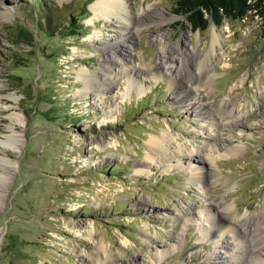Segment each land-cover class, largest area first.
<instances>
[{"label":"rangeland","instance_id":"rangeland-1","mask_svg":"<svg viewBox=\"0 0 264 264\" xmlns=\"http://www.w3.org/2000/svg\"><path fill=\"white\" fill-rule=\"evenodd\" d=\"M94 1L0 0V150L12 134L15 141L0 151V164L8 160L0 169V264H91L96 249L113 255L108 264H203L211 253L226 264L244 232L256 252L250 230L264 236L259 18L192 30L173 0H123L139 18L137 31H121L118 17L94 15ZM125 49L134 53L128 66L140 69L127 95L118 72ZM162 55L178 68L176 86L158 69ZM149 65L163 72H143ZM82 68L92 85L78 77ZM203 105L221 120L218 130L201 127ZM164 131L178 139L176 155L137 171L148 140ZM97 139L110 144L97 148ZM205 154L212 161L202 164ZM258 250L242 264L263 261Z\"/></svg>","mask_w":264,"mask_h":264},{"label":"bare ground","instance_id":"bare-ground-1","mask_svg":"<svg viewBox=\"0 0 264 264\" xmlns=\"http://www.w3.org/2000/svg\"><path fill=\"white\" fill-rule=\"evenodd\" d=\"M125 8H126V4H125V2L123 0H95L90 6V9L94 13V15H99V16H102V17H105V18H107V17H109L111 15L118 17L120 19L119 22H120V30L121 31L127 30L128 28H133V29H135L137 31L138 30L137 29L138 28L137 19L139 18V11L135 12V11L129 10L128 8H127V10H125ZM141 11H143V10H141ZM129 32H130V30H129ZM216 38L217 37L214 36L213 40H215ZM110 47H112V45ZM126 48L128 49V47H126ZM122 56L125 57V59L128 58L127 61L125 60V62L127 64V67H126V65L124 63V60L121 59L120 61H122V62H121V64H119L118 72L120 73L122 71V74L126 76V88H125L126 89L125 90L126 94L125 95H127V93L129 92L130 87L133 85L132 84V78H133L132 72H136V71L139 72L140 69L136 68V67H129L128 66V63H131V64L133 63L134 53L132 52V50H128V51L126 49L123 50L122 51ZM164 58H165V56L162 55V60H160V62L158 63L159 67L156 66V64H155V66L158 67V69L159 68L166 69L164 75H169L171 77V80H170L171 81V85L172 86H176V81H175V78H173V77H175V76L177 77L178 68L176 66H172V65L170 66L168 63L164 62L163 61ZM117 61L118 60H115V62H117ZM156 67H154V69ZM161 69L159 71H157V70L153 71V67L149 65V66L144 67L142 69V71L145 72V73L151 74V76L152 75L153 76H158V75H161V74H159L160 71L163 72V70H161ZM198 69H200V68H198ZM116 73H114V74H116ZM201 74L203 76L207 75V73L205 74V72L201 73ZM109 76H111V74L106 76V78L103 80L101 86H105L106 85L105 81H108V80L110 81V77ZM203 76H201V77H203ZM78 77L85 81L86 86L87 85H92L91 78L87 77V69L82 68L78 72ZM189 82H191V79H190ZM191 85H192V83H191ZM144 90L145 89L140 88L139 89V93H143ZM203 94L204 93L199 91L197 93L198 97L196 99L199 100L201 98V100H203V98H205V96ZM223 102H222V104L225 103V102L224 103ZM202 110L203 111L201 112V114L202 113L206 114L204 117L208 119V122L206 123V121H204L202 123L201 127L204 128V127H213L214 126L215 130H218L220 128V124H221L220 121L221 120L219 121L216 118H214V115H213L212 110L210 108H207L206 106L203 105ZM229 112L230 113L232 112L231 109H230ZM10 120H11L12 123H11L9 129H10L11 132H13V130L15 128V123L14 122H15V120L16 121L18 120V116L17 115L10 116ZM205 123H206V126H205ZM207 134H208V132H207ZM12 136L14 137V134H12ZM12 136L7 137L6 141L2 143L3 147H2V149L0 151L3 154L6 153V150H13L14 147H15L14 146L15 145V141L12 139L13 138ZM216 136L218 137V131L216 132ZM176 139L177 138L174 137V135H172L170 131H164L160 136H151V138L148 140V144H147V152H146V155H145V158H146L145 161L146 162L142 163L141 164L142 166L138 167L137 171L143 172V171L149 170L150 169L149 167L151 165H153L154 162L158 163L159 165H162V164L164 165L165 163H167V161L169 162V159L173 158L174 155H176V154H174V152H176V147L174 145V142L176 141ZM211 139L214 140L213 138H209V140H211ZM177 141H178V139H177ZM93 142H94V145L97 146V148L98 147L102 148V147H105L106 145L110 144L107 141H103V140H99V139H97L96 141L92 140V143ZM235 148H233L231 150L234 151ZM193 150H189L190 154H188L187 157L183 156V155L182 156L185 157L186 159H189V158L191 159L192 156H193V152H195V150L194 151ZM231 150H230V152H231ZM182 156L178 157V162H182V160H181L183 158ZM208 157H210V156H208ZM208 157L206 155V158L203 159L202 164H204L206 161H209V162L212 161ZM1 161L3 163L0 164V169H1L2 172L5 173V170L7 169V166H5V165H7V164H4V163H7L8 160L1 159ZM191 162H189V163L192 164ZM155 167H157V166H155ZM201 169H202V167H197V169L194 172V179H197L198 181L201 180V177L203 175L202 174L203 172H201ZM204 173L207 174V171L205 170ZM214 176H216V175H214ZM1 177L4 178V176L0 173V178ZM208 205H209V208H210L212 203L209 202ZM231 207H232L231 205H227L226 206V208L229 209V210L231 209ZM186 212L188 213V211H186ZM199 214H202V211H200ZM246 215H247V213H246ZM215 224H216V222L213 221V223H211L210 227L214 226ZM248 233L244 232L245 236H247V238H246L247 240L245 241V243L242 244V245H240V244L236 245L237 249L239 250V251L238 250H236V251H238L239 253L237 252V253H235V255L234 254L233 255L232 254L228 255L227 259L225 261L226 264H242V262H243L242 259H243V257H245L246 254H248L250 252H251V254H255L257 251H259L258 249H260V248L264 249V239H263L264 236L263 237L260 236L262 233L258 232V230H257L254 234H252V231L250 230L251 235H253L252 236L253 240L255 239L253 248L256 250V252L250 251V242L248 241L249 237H248V235H246ZM95 249H96V247H95ZM98 249H100V247ZM104 253H106V252H104ZM107 255H108L107 259L104 256L101 257V255H98V252H97V249H96L95 252H93V254L91 256H89L88 258L92 259V260H90L91 264H108L111 261L113 255L110 254V253L107 254ZM162 256H163L162 253H159V254L157 253V258L158 259H161ZM252 257H250L252 262L251 263H247V264H264V262H263L264 259L262 261L258 257H256V258L255 257L252 258ZM202 262H203V264H222L223 263L221 261L220 257L218 255L214 254V253H211L210 255H208V257H206V259L202 260Z\"/></svg>","mask_w":264,"mask_h":264},{"label":"trees","instance_id":"trees-1","mask_svg":"<svg viewBox=\"0 0 264 264\" xmlns=\"http://www.w3.org/2000/svg\"><path fill=\"white\" fill-rule=\"evenodd\" d=\"M173 3L174 13L185 19L192 30L205 29L210 23L220 25L223 19L257 16L264 38V0H173ZM19 36L28 38L29 34L25 30Z\"/></svg>","mask_w":264,"mask_h":264}]
</instances>
